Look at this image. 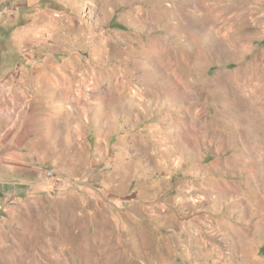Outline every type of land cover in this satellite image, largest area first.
<instances>
[{"label":"rangeland","instance_id":"374dc122","mask_svg":"<svg viewBox=\"0 0 264 264\" xmlns=\"http://www.w3.org/2000/svg\"><path fill=\"white\" fill-rule=\"evenodd\" d=\"M0 264H264V0H0Z\"/></svg>","mask_w":264,"mask_h":264}]
</instances>
